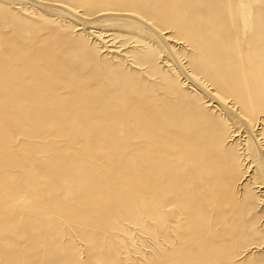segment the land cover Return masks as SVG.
Here are the masks:
<instances>
[{"label":"rangeland","instance_id":"1","mask_svg":"<svg viewBox=\"0 0 264 264\" xmlns=\"http://www.w3.org/2000/svg\"><path fill=\"white\" fill-rule=\"evenodd\" d=\"M0 264H264V0H0Z\"/></svg>","mask_w":264,"mask_h":264}]
</instances>
